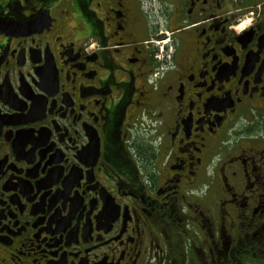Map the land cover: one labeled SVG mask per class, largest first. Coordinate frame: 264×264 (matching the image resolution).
<instances>
[{"label": "flooded vegetation", "instance_id": "flooded-vegetation-1", "mask_svg": "<svg viewBox=\"0 0 264 264\" xmlns=\"http://www.w3.org/2000/svg\"><path fill=\"white\" fill-rule=\"evenodd\" d=\"M0 264H264V0H0Z\"/></svg>", "mask_w": 264, "mask_h": 264}]
</instances>
